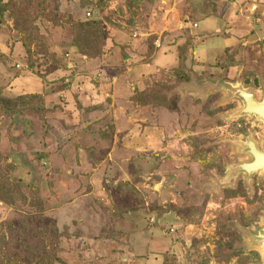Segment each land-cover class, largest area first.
Here are the masks:
<instances>
[{"label": "rangeland", "instance_id": "obj_1", "mask_svg": "<svg viewBox=\"0 0 264 264\" xmlns=\"http://www.w3.org/2000/svg\"><path fill=\"white\" fill-rule=\"evenodd\" d=\"M5 1L0 263L260 264L264 0Z\"/></svg>", "mask_w": 264, "mask_h": 264}, {"label": "water", "instance_id": "obj_2", "mask_svg": "<svg viewBox=\"0 0 264 264\" xmlns=\"http://www.w3.org/2000/svg\"><path fill=\"white\" fill-rule=\"evenodd\" d=\"M206 84H207V86L204 85V86H206L205 92L221 89V90H224L226 92L227 96H230V97L231 96L238 97V96H236V94L231 95L230 91L232 90L236 93L237 92L239 93V91H236L238 89H236V90H234V89L236 87L241 88L240 87L241 84L233 85L231 83H224V82L221 83L218 81L217 82H207ZM228 89H231V90H228ZM238 98L242 102V107L235 112V115H248V116L254 117L255 119H258L264 123V110L260 107V106H264V99L261 103L251 99L253 101V102H250L252 104V106H248L249 105L248 100H247V104H245V102L243 101V98H241V97H238ZM249 101H250V99H249ZM242 112H245V113H242ZM263 141H264V138H263ZM248 142L252 148L254 146V142L251 140H248ZM239 144H240V142H239ZM255 152L258 155L257 157H256ZM251 153H253L251 158L248 159V161L241 162V165H252L256 162V158L264 156V151L254 150V151H251ZM239 164L240 163H235L233 166L229 167V172L227 174L228 177H230L234 174V170L236 169V167ZM253 169L254 170L247 169L245 174L249 177L253 171H257L259 169V165L255 166ZM248 243L250 245L255 246L260 251V254L262 256V261L260 264H264V226L262 227V229H260L258 235H252L251 237H249Z\"/></svg>", "mask_w": 264, "mask_h": 264}, {"label": "bare ground", "instance_id": "obj_3", "mask_svg": "<svg viewBox=\"0 0 264 264\" xmlns=\"http://www.w3.org/2000/svg\"><path fill=\"white\" fill-rule=\"evenodd\" d=\"M240 87L241 88L236 87L234 89V90L238 89L236 91H239V93L238 92L236 93V92L232 91L231 89H228V90H231L230 91L231 95H235L236 94V96L243 98V101L245 102V104H247V100H248V103H249L248 106H252V104L250 102H253V101L251 99L259 102L257 99H255L254 94H253V92L250 89H247V88L245 89V87H243L242 85ZM249 99H250V101H249ZM260 107L264 110V106H260ZM242 113H245V112H242ZM248 140H251V141L254 142V146L252 148H251ZM240 146L242 147L243 152H246L247 155H250V158L253 155V153H251V151L260 150L259 148H257L256 141L253 138H249V139H247L244 142L240 141ZM255 154H256V152H255ZM257 156L258 155L256 154V157ZM243 161H246V160H243ZM258 165H259V169L257 171H261V172L264 173V168H263L264 167V156L256 158V162L254 164H252V165H241V162H240V164L235 169L236 171L234 170V174L238 173V172H242V173L244 172L245 173L247 169L254 170L253 168L255 166H258ZM229 167H231V166H229Z\"/></svg>", "mask_w": 264, "mask_h": 264}, {"label": "trees", "instance_id": "obj_4", "mask_svg": "<svg viewBox=\"0 0 264 264\" xmlns=\"http://www.w3.org/2000/svg\"><path fill=\"white\" fill-rule=\"evenodd\" d=\"M9 10V5H8V2L5 1V0H0V20H2V17L4 16V12L8 11ZM29 20L31 23H29V25L27 26V32L25 33V37H26V40H27V43H29V41H31L33 38H34V27L32 25V21L31 19H27ZM70 24L73 26L72 28L75 30V32L77 33V41H79V47L84 50L82 48V40L84 38L92 41L94 39V37L91 35V33H88L86 32L87 30H89L88 27H92L93 24L89 25L88 27L84 24H77L76 22H70ZM85 27H87L86 31H85ZM82 32H85L82 34ZM27 43L24 39L21 40V44L23 46V48L27 51ZM86 52H88V50L86 49ZM0 264H10L8 263V261L6 263L4 262H1Z\"/></svg>", "mask_w": 264, "mask_h": 264}, {"label": "flooded vegetation", "instance_id": "obj_5", "mask_svg": "<svg viewBox=\"0 0 264 264\" xmlns=\"http://www.w3.org/2000/svg\"><path fill=\"white\" fill-rule=\"evenodd\" d=\"M246 89V88H245ZM247 89H249L248 87H247ZM251 90V89H250ZM252 91V90H251ZM253 92V91H252ZM253 94H254V97H255V93L253 92ZM255 99H256V97H255ZM263 99H264V94H263V97L260 99V100H258L259 102H261V101H263ZM242 107V106H241ZM240 107V108H241ZM249 138H253L252 136H249L247 139H249ZM264 138V137H263ZM254 139V138H253ZM255 141H256V144H257V148H259L260 150L259 151H264L263 149H261L260 147H259V144H258V142H257V140L255 139ZM264 142V141H263ZM243 150V149H242ZM248 159H246V161H247ZM240 162H243V161H240ZM240 162H237V163H240ZM234 164L232 163V164H230L229 166H233ZM244 173V172H243ZM263 173V172H262Z\"/></svg>", "mask_w": 264, "mask_h": 264}]
</instances>
